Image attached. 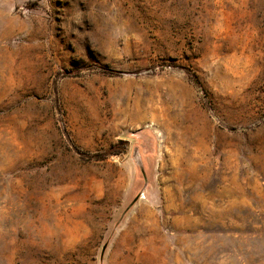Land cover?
<instances>
[{"label":"rangeland","instance_id":"obj_1","mask_svg":"<svg viewBox=\"0 0 264 264\" xmlns=\"http://www.w3.org/2000/svg\"><path fill=\"white\" fill-rule=\"evenodd\" d=\"M0 264H264V0H0Z\"/></svg>","mask_w":264,"mask_h":264},{"label":"bare ground","instance_id":"obj_2","mask_svg":"<svg viewBox=\"0 0 264 264\" xmlns=\"http://www.w3.org/2000/svg\"><path fill=\"white\" fill-rule=\"evenodd\" d=\"M143 134H145V135L149 136L150 138H152L153 145H154L153 149L154 150H158V148H159V137H158L157 133L155 131H153L152 128L147 127L146 130L143 132ZM139 141H141V140H139ZM141 142L143 144V141H141Z\"/></svg>","mask_w":264,"mask_h":264}]
</instances>
